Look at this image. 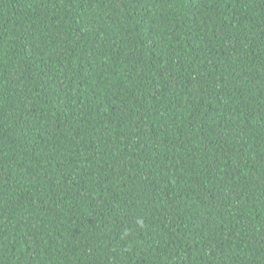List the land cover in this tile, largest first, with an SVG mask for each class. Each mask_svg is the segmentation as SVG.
Listing matches in <instances>:
<instances>
[{
	"label": "trees",
	"instance_id": "trees-1",
	"mask_svg": "<svg viewBox=\"0 0 264 264\" xmlns=\"http://www.w3.org/2000/svg\"><path fill=\"white\" fill-rule=\"evenodd\" d=\"M0 264H264V0H0Z\"/></svg>",
	"mask_w": 264,
	"mask_h": 264
}]
</instances>
